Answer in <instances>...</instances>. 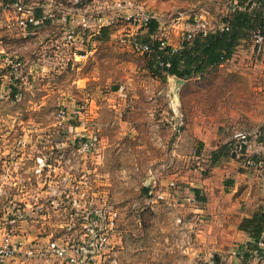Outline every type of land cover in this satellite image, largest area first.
<instances>
[{
  "label": "rangeland",
  "instance_id": "obj_1",
  "mask_svg": "<svg viewBox=\"0 0 264 264\" xmlns=\"http://www.w3.org/2000/svg\"><path fill=\"white\" fill-rule=\"evenodd\" d=\"M10 1L0 0V224L15 232L14 239L42 244L56 239L82 247L90 264H264V254L253 252L243 261L231 245L207 248L201 227L206 221L197 220L203 217L198 212L193 215L192 195L182 188L184 179L208 173L206 144H226L237 131L264 128V118L258 124L253 120L256 113L264 117V93L251 104V93L235 91L240 102L232 99L234 93L229 96L233 110L243 115L237 122L225 115L224 123L212 122L219 119L217 91L208 93L214 101L206 100L212 105L202 118L207 123L170 121L167 110L168 134V120L157 124L154 117L164 110L173 82H160L157 70H146L154 58L140 52L147 41L183 47L196 21H216V10L210 15L203 7L226 9L227 1ZM39 9L47 23L32 21L35 28L28 30ZM145 17L157 23L151 35ZM242 46L210 71H264V48ZM58 70L63 72L43 75ZM35 83L45 87L35 89ZM100 102L113 103L116 113L104 108L96 115L94 105ZM138 105L151 122H136ZM198 128L203 142L194 136ZM38 158L49 166L42 176L34 173ZM62 179L57 190L63 194L56 193L49 204L43 200L42 212L33 210L35 190ZM99 223L107 229L108 248L89 252L102 236L93 240L89 230ZM213 234L215 244L226 241L224 233Z\"/></svg>",
  "mask_w": 264,
  "mask_h": 264
},
{
  "label": "crops",
  "instance_id": "obj_2",
  "mask_svg": "<svg viewBox=\"0 0 264 264\" xmlns=\"http://www.w3.org/2000/svg\"><path fill=\"white\" fill-rule=\"evenodd\" d=\"M226 1V9H220L217 5L215 6V9L209 7L208 5L203 7V9L206 10L205 13L207 12L208 14H210L208 11L213 12V10H216V13H213L216 17V21L212 22L207 19L205 20L208 23V26L213 29H222L215 30L214 32L211 30L209 34H213L216 31H225V28L228 30L227 25L229 26L228 22L231 21V14L236 10H246L250 12L256 8L255 5L253 3H249L248 0H246L247 2L242 8H238V6H236L238 2L237 0ZM248 43H252L249 33L245 34L244 38L242 37L239 39L238 47L235 50H239L240 47H243L242 45ZM171 48L175 52L181 50L182 46H180V43H176ZM55 72L56 74L60 75L63 71L58 70L52 72L50 75L45 73L43 75L47 77H53V75L55 76ZM213 76H216V83L213 82ZM157 79L160 82H173V84L170 83L168 86V101L167 103H164L167 104V106L163 107L164 104H162L161 106L164 108V110L161 111L160 109L159 112H161V114L158 112L154 117V122H157V124H162L164 120H168V134L172 130L170 125L171 120L179 121L180 119L182 122H190L194 124H198V121L207 123V121L205 119L203 120L202 118L204 117L203 115L207 109L212 107V105H208L206 103V100H212L211 102L214 101L213 93L210 96L208 95L210 92H220V95L215 97V101L217 103L216 109L219 111L217 112L218 114L215 115V118L219 119L212 120V122L215 123H224L225 116L227 120L231 119L230 117L232 116L233 120L235 121L238 117H243L240 111L233 110L235 104H232L233 101H231L229 96L235 91L251 93L253 97H249L250 104L256 101L254 98L256 97L257 93H264V71H210L209 68H206L204 71L191 74L189 77L182 78L176 75H168L165 76L164 79ZM247 80L248 83L245 85V87L241 89L238 88L242 87L241 85H243V83ZM42 81H44V79ZM235 81H238L239 86L236 85L234 88H231V82ZM33 86L35 89H43L45 87L36 83ZM35 89H33L32 92H34ZM170 90L174 93L170 94ZM115 92H118V88ZM234 94L235 95H233L232 99H238L240 102V96L237 95L238 93ZM40 108L43 109L44 107L41 105ZM94 108L96 115L97 110L99 111V109L102 110L104 108H110L116 113L113 103L112 107H110V105L103 106L100 102L97 105L95 104ZM225 108L228 109L226 114L224 112ZM136 109L137 112L134 113L136 122L139 121L141 124L143 122H151L143 111L141 105H138ZM167 110L169 112L170 121L168 117L166 118ZM171 112L175 117L171 115ZM189 113L191 115V119L188 118L190 116ZM109 114L111 116V111ZM244 114L250 116V114L247 112H244ZM253 116V120L255 119L254 123L256 124L260 122L261 118H264L257 113ZM206 117L208 118L209 115ZM122 123L128 124L129 121L124 120ZM196 130L198 131H195L194 136L198 141L201 140V142H203L202 140H204V133L200 132L199 128ZM248 132L254 134L250 140V154L258 157L264 155L263 130L259 129ZM224 145L225 143H219L213 145L206 144L204 146V153L209 155L211 158V166L209 167L208 173L201 174L200 178L196 177V180L184 179V186L182 188L184 191H189L192 195V197L189 196L188 199L192 201L190 204V210L196 212L193 215H196L195 217H197L198 213H200L203 217L197 220L203 222L202 219H204L206 221V224L201 226L205 229L204 233H202V235L206 237V243L204 245L207 248L211 245L216 247L215 245L217 244H221V246L224 244L223 248L228 247L229 245H231V248H239V258L245 261L243 254L247 252V245L252 241V238L248 232L240 230L239 225L244 219H250L255 214L264 213V175L250 174L245 171L238 163L233 161L228 156V153L222 155L220 148ZM214 157L216 159L215 161ZM197 176L199 175L197 174ZM218 231L220 233H224L223 235L226 237V241L224 242L220 240L215 244V234L213 233H218ZM4 233V225L2 226L0 224V240ZM229 237L230 239L227 241ZM262 237H264V231L262 232ZM231 250L233 249H230V251ZM236 262H239V260L237 259Z\"/></svg>",
  "mask_w": 264,
  "mask_h": 264
},
{
  "label": "built area",
  "instance_id": "obj_3",
  "mask_svg": "<svg viewBox=\"0 0 264 264\" xmlns=\"http://www.w3.org/2000/svg\"><path fill=\"white\" fill-rule=\"evenodd\" d=\"M131 18V17H130ZM32 22V19H29V23ZM150 21L147 17L143 18V24L148 30V25ZM227 30V28H225ZM211 30L214 32L215 30H222L220 28H210L208 23L205 20L196 21L192 26V29L186 36L185 41L188 42L192 40L195 35L207 36ZM251 41L254 46L263 47L264 48V33L260 30H254L251 34ZM159 51L163 52L165 50V43L160 41ZM140 52L145 53L147 56H151L153 50L148 45H142L140 47ZM159 58H157V61ZM159 67H169V64H163L162 62L158 63ZM254 134L248 131H237L235 132L230 141L228 142V156L238 163L243 169L254 170L255 172H264V159L262 156H254L250 154V146H251V137ZM86 151H89L88 146L86 144L83 145ZM48 168L49 166L45 164L43 159L38 158L36 160V165L34 169V173L38 176H42L44 168ZM64 179L55 184L44 183L43 186L46 188L40 192V190H35L31 199H33L37 194V203L33 204L36 212H42L43 208L40 204L43 200H45L48 204L53 201L55 194H63V192H59L57 190V186H62ZM171 186L173 184H170ZM42 186V189H43ZM4 193L0 188V200L3 198ZM91 200V199H90ZM115 217V215H114ZM104 223L95 224L94 228L89 230V236L93 240L95 237L99 236L98 240H96V245L91 244V251L89 252H98L99 250H104L108 248V238L105 234L107 229L103 227ZM109 224H112V219H109ZM15 232L12 229L6 228L4 235L0 240V264H90L89 255H86L84 251L76 246H68L67 243L60 242L56 239H50L48 243L42 244L41 241H22L18 239H14ZM259 249H261L262 254H264V237L257 243Z\"/></svg>",
  "mask_w": 264,
  "mask_h": 264
},
{
  "label": "trees",
  "instance_id": "obj_4",
  "mask_svg": "<svg viewBox=\"0 0 264 264\" xmlns=\"http://www.w3.org/2000/svg\"><path fill=\"white\" fill-rule=\"evenodd\" d=\"M236 6L242 8L247 2L246 0H237ZM249 3L255 5V9L250 12L244 10H236L233 12L231 21L228 22L229 26L226 31H216L207 36L195 35L192 40L183 44V47L179 51H173V49L166 48L164 52H160L157 47L159 42L151 43L145 42L152 50L153 53L150 56L154 58L152 63L146 68V70L152 72V68L156 76L165 74L176 75L178 77H189L191 74L199 71H204L206 68L221 65L227 61L233 55L235 49L238 47V41L240 38H244L245 34L249 33L250 37L254 30H260L264 33V0H248ZM15 1L11 0L10 3ZM46 19L42 15V11L36 10L32 21L46 24ZM28 25V30L35 28L36 23ZM157 30V23L155 20H151L148 25V34L151 35ZM106 38V29L101 30ZM257 47V46H256ZM157 58L159 60L157 61ZM162 62L164 65L169 64V67H159L158 63ZM154 65V67L152 65ZM161 71V72H159ZM159 72V73H158ZM163 73V74H162ZM264 133V128H262ZM227 144L220 148L221 154L228 153ZM213 158V156H212ZM214 157V161H215ZM239 229L246 231L250 234L252 241L247 245L246 253H244L245 259L250 258L252 253H256L257 257H262L261 249L257 246V243L263 239L262 232L264 231V213L255 214L250 219H244L239 225Z\"/></svg>",
  "mask_w": 264,
  "mask_h": 264
}]
</instances>
